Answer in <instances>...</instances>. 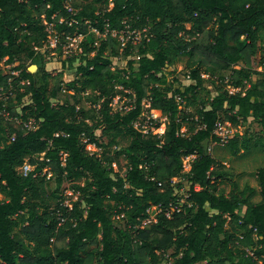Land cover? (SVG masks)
Here are the masks:
<instances>
[{
	"label": "trees",
	"instance_id": "16d2710c",
	"mask_svg": "<svg viewBox=\"0 0 264 264\" xmlns=\"http://www.w3.org/2000/svg\"><path fill=\"white\" fill-rule=\"evenodd\" d=\"M74 8L72 15L64 0H0V64L18 72L0 70V112L8 115L0 114V264H162L168 251L171 264H264V170L255 202L258 192L232 182L206 145L218 121L252 118L264 130V77L255 69L264 68V0H75ZM128 20L131 31L147 27V37L122 50L111 34L98 47L88 36L77 78L50 85L38 51L48 43L44 21L59 34L88 35L87 21L105 33L125 30ZM135 52L139 59L116 75L112 59ZM183 58L195 84L174 78L165 86L175 74L167 68ZM203 75L216 80L217 95L192 110ZM119 94L130 102L114 111ZM145 109L168 118L162 134L135 128ZM248 143L236 137L228 147L236 154ZM121 158L125 166L116 167ZM26 162L32 169L20 173ZM69 184L77 201L54 203ZM152 206L157 222L140 228Z\"/></svg>",
	"mask_w": 264,
	"mask_h": 264
},
{
	"label": "rangeland",
	"instance_id": "374dc122",
	"mask_svg": "<svg viewBox=\"0 0 264 264\" xmlns=\"http://www.w3.org/2000/svg\"><path fill=\"white\" fill-rule=\"evenodd\" d=\"M82 2H89L91 0H79ZM127 28L131 30L132 27V22L131 20H128L127 23L125 22ZM98 30V29H97ZM99 31V30H98ZM95 31V32H90L89 37L91 36L92 38V43L94 46L98 47L101 39L104 37V34H101L100 31ZM147 27H143L142 29L136 30L137 34H141V37L147 36ZM122 33V32H121ZM134 39V42H137L136 44L140 43V36H134L132 33H124L121 36H118V39H124L125 44L127 45L128 40L130 38ZM134 44V43H133ZM76 47V44H69V48L67 50H63L62 48L55 49L54 53L55 54H46L45 59L47 61L46 64V70L49 72L52 76L53 79L51 80V86L55 83V81H63V82H71L74 79L77 78L76 74V68L80 65V56L82 55V50H75L74 47ZM94 53H92L90 56H93ZM263 55L260 54L258 55V59H260ZM72 58H76L75 62L73 63V68L69 69V60ZM133 59H139V56L137 52L132 54L130 57L127 59L118 57L112 59L113 65H112V71L116 74L119 75L129 68V60ZM186 62L187 59L183 58L182 62H180L177 65H174L170 68H167V72H172L174 71L175 74L173 76L167 77L165 80H163V84L165 86H168L171 84L174 80V78H177L179 82L183 86H189L191 84H195V81L190 79V70L186 68ZM11 67L12 65H7L6 61L4 60L0 64V70L4 74H9L11 72ZM258 72L263 73L261 77H264V68L263 67H257L255 68ZM204 80V88L201 90V97L198 101L197 106L194 108H191L192 110H195L197 107H201L204 104H206V101L215 95H217V88H218V83L216 82L215 79H210L208 76H202ZM258 77H255L257 79ZM118 91L124 90L123 87L118 86L117 87ZM127 93V91H125ZM130 102V99L125 97L124 94H119L113 99V110L114 111H121L123 109L127 108V103ZM24 105L31 104L30 97H26L23 100ZM185 104V103H184ZM181 107L182 109H186L184 106ZM87 106L90 104L86 103ZM146 107V106H145ZM20 110V108H19ZM189 110V109H187ZM150 111H147L145 109L143 115L138 119V121L134 124L135 128L138 130H141L143 133L151 132L154 135H159L162 134L165 130V126L161 125L159 128H156V121H153L155 124H151L150 120ZM157 113V112H155ZM159 119V117H157ZM159 121V120H158ZM239 133L241 132V136H238L240 142L248 141L249 143V149L248 150H242V148L239 149L238 153H233V151L226 146H212L210 141L206 143L207 147L210 148L212 147L211 151L208 152L211 154L216 160L221 162L227 170H229L232 173V182L237 183L238 187L243 190L247 186L250 188H254L257 192L258 195L255 197L254 201L258 202L260 201V188L258 186V180L257 176L260 170H264V130L263 128L252 118H249L246 122H241L239 126L237 127ZM188 131V125H183L181 132L182 133H187ZM97 138L99 139V142H106V140L102 137V129H97L96 131ZM262 141L263 143H260V145L257 146V143ZM84 144H87V139L83 140ZM241 147V145H240ZM86 149L93 153V152H100V149H96L92 144H88L86 146ZM114 150V148H113ZM65 156H63L64 160ZM119 165L115 164L116 167L120 166L123 167L126 164V160L124 159H119ZM32 169V167L26 162L25 166L22 168H19L20 173H26L29 172ZM47 171L44 170L43 175H45ZM49 178V175L47 176ZM179 182V181H176ZM70 184L68 185V189L65 190L63 193L59 195L58 198L54 201V203L60 202L63 203L66 206H72V203L77 201V196H73V192L70 190ZM51 188H53V184L50 185ZM222 189L225 190L226 194H229L232 190V185L231 183H226L222 184L220 186ZM3 198L2 195H0V200ZM157 214V209L151 208L150 209V215L149 219L145 222H143L142 227L143 228H148L152 224L155 223V217ZM114 220H118L116 216L113 217ZM91 250V248L89 249ZM86 254V253H83ZM173 254V251H168L165 254V260L162 264H171L173 262L171 256Z\"/></svg>",
	"mask_w": 264,
	"mask_h": 264
},
{
	"label": "built area",
	"instance_id": "2783aa9c",
	"mask_svg": "<svg viewBox=\"0 0 264 264\" xmlns=\"http://www.w3.org/2000/svg\"><path fill=\"white\" fill-rule=\"evenodd\" d=\"M74 2H75V0H64L65 8L72 15L76 14V9L74 8ZM97 15H99V14H97ZM59 22L63 23L64 19L63 18L60 19ZM73 23H76V22L72 20L71 22H69V25L71 26ZM44 25L46 26V31L48 33V43L43 48H41L39 50L37 49V50L42 52L45 55L49 54V53L55 54L54 50L55 49H59V48H62L63 50H67L69 48V44H76V47H74L73 45H71V46L74 47L75 50H82L83 49L82 48V43H83V41L85 39L88 38V36L90 35V32L98 31L97 28L95 27L94 23H92V21H87L88 30H89L88 35H83V34L78 33V32H76L74 35L66 34L65 32L59 34L57 32V30L55 29V24L48 23V22L44 21ZM124 33H132V35H134V36L139 35L140 36V42L144 38L147 37V36L146 37L145 36L141 37V34H137L136 31H131V30H129L126 27L125 30H121V31L106 29L105 33H101V34H104L103 35L104 37L101 40L106 38V36L108 34H111V36L120 43L122 50L127 48L128 43H130V42L134 43L133 45H136L137 42H134L133 36H132V38H130V40H128L127 45L125 44L124 39H118V36H121ZM81 53L83 54V50H82ZM9 74L15 76V75L18 74V72L11 71ZM4 94L5 93L1 89L0 97L3 96ZM177 100L180 101V102H183V100H181L180 98H177ZM143 104H146V102L144 101ZM145 106H146V108H148L150 105L147 104ZM150 112H151L150 116H148V117H150L151 124L152 125L155 124V123H153V121H156L157 122L156 125H155L156 128H159L161 125L165 126V128H166V123H168V118L165 117V116L160 115L159 113H155V111H153V110H151ZM0 114H2L4 116L7 115V113H4V112L3 113L0 112ZM157 117H159V119ZM158 123L160 124L159 127H157ZM26 126L29 127V128L32 127L31 124H28ZM237 127L238 126H234L231 122L218 121L216 123L215 129H214V132H213V135H214L215 139L211 141V145L214 146V147L228 145L229 142L232 139L242 135L241 132L239 133ZM147 133H149V132H147ZM211 149H212V147L210 146V148H208V150L211 151ZM195 158H196V155H190V156H188V157H186L184 159V169H185V171L189 170L190 163ZM172 181L174 183H178V182H176V181H178L177 179H173ZM159 185L161 186V184H159ZM151 208L157 209V214H156V217H155V220H156L155 223H156L157 222V215L159 213V209H158V207H155V206H152ZM150 209L147 212L148 213V218L145 219L143 222H145V221H147L149 219ZM143 222H142V224H143ZM142 224L139 226L140 228H143Z\"/></svg>",
	"mask_w": 264,
	"mask_h": 264
}]
</instances>
